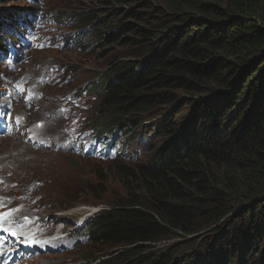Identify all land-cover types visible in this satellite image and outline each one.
<instances>
[{"label": "trees", "instance_id": "1", "mask_svg": "<svg viewBox=\"0 0 264 264\" xmlns=\"http://www.w3.org/2000/svg\"><path fill=\"white\" fill-rule=\"evenodd\" d=\"M154 1L161 4L159 21L171 27L154 37L159 28L148 25L150 16L128 11L107 41L123 39L122 47L136 49L98 82L110 113H157L159 147L146 166L122 170L142 188L94 218L90 242L127 249L114 257L120 264H264V198L244 205L245 196L235 195L264 193V0ZM91 20L97 18L80 22ZM152 40L155 49L136 57L137 48L146 51L139 42L150 47ZM177 91L184 105L194 102L183 123L167 110ZM200 103L208 107L193 110ZM213 131L222 138L206 137ZM241 214L242 224L233 226L231 218ZM206 224H220L221 233L204 250L193 251V244L158 250Z\"/></svg>", "mask_w": 264, "mask_h": 264}, {"label": "rangeland", "instance_id": "2", "mask_svg": "<svg viewBox=\"0 0 264 264\" xmlns=\"http://www.w3.org/2000/svg\"><path fill=\"white\" fill-rule=\"evenodd\" d=\"M45 4L46 10L42 15L39 35L35 39L39 45L38 52H34V56L32 53L28 61L21 64L22 72L9 81V87L6 89V92L8 90L9 92L0 99V109L6 111L10 117L24 112L25 117L30 120L28 122L30 125H35L37 121L46 123V137L43 141L48 142V145L31 143L26 137V130H22L24 139L14 135L6 140L5 135L0 141L2 171L0 211L2 213L14 212L12 208L18 205L22 209L18 218L9 217L5 221H0V264H34L30 263L33 255L21 251L19 247L21 240L8 241L6 238L7 231H4V228L9 229L13 224H17L26 234L37 228H44L43 234L66 233L69 235L38 245L36 249L45 244L42 249H50L51 253L52 251H57V253L41 255L36 262L41 259L48 264H85L91 258H95L100 253L98 245L89 240L83 241L79 237L83 234L73 232L76 228L72 229L71 226L77 223L78 218L91 212L83 211V208L93 210L111 207L115 209L121 200L128 198L129 190L142 188L139 182L134 183L131 179H126L122 175V170L132 172L137 167L146 166L153 151L159 147V137L153 135L154 127L158 124L155 116L157 113L154 110L138 114L135 118L136 122L129 127L126 125L127 119L115 118L107 114L105 109H103V115H100L101 110L98 107V111L93 114V123L98 125L102 122L107 125V128L119 127L120 134L123 136L122 141H125L135 153L124 156V161L121 162L74 158V156L63 154L53 144L58 133L55 132L56 117H51L50 114L53 113L49 110L52 107L54 110L59 104L58 98L63 92V86H66L68 90L83 89L87 83L94 82L106 71L111 70L112 64L120 61L127 62L129 54L134 52L136 47H122L120 43L122 44L123 39L120 42L107 41V35H111L112 32L116 33V28L126 23L128 11H140L146 13L147 18L150 16L148 25L155 24V27L159 28L156 29L159 33L153 35L154 37L159 38L161 34H165L164 32L171 26L159 21L158 9L161 8V4L154 0H45ZM30 8L31 6L23 0H2L0 15L4 12L7 15L16 16L19 11L25 12L24 10H30ZM88 15L94 16L97 21L91 20L88 24L78 21ZM64 17L67 19L73 17L75 23H69V26L60 28L61 19ZM140 25L149 28L146 24ZM69 31L85 34L84 38L89 39L85 47H90V49L73 53L72 50H68L67 45L60 51H53L58 41L61 40L59 35ZM120 34H122L121 31L116 36ZM131 38V36L124 37L125 40H131ZM156 43V40H152L148 47L146 41L139 42L141 48L146 47V51L143 52L137 48L139 52L136 57L142 59L148 49L151 53ZM32 46L35 48V42ZM24 66L28 68L23 71ZM68 95L69 93L67 100ZM184 95L183 92L177 91L174 98L170 100L171 105L167 106L168 111L173 109L171 116L175 123H183L194 107V102L191 104L185 102V105L181 102L184 101L182 100ZM78 101L82 103H73L85 105L91 100L85 98ZM91 102L94 103V101ZM198 105L193 110L196 109L199 112L208 107L205 103H200L197 109ZM214 105L217 106L219 103H214ZM128 113L131 114V112ZM59 178H62L63 182H54ZM135 178L139 179L136 175ZM85 189H88V192L84 191ZM260 190L264 192V182L260 184ZM12 193L16 194V197L12 198ZM54 193L56 196L53 195ZM235 195L245 196L239 200L242 201L239 204L244 205L248 201H258L264 198V193L259 196L257 192L247 195L240 191ZM41 198L43 204L40 202ZM23 215L32 218L30 224L23 225L21 222ZM243 216L241 214V216L232 217L233 226L241 225ZM205 220L201 218L199 224L206 223ZM220 224L215 226L206 224L202 231L199 230L193 236L181 237L167 244L162 242L160 247L174 245L175 248L193 244V251L204 250L211 236L221 233L215 232V228ZM229 236L224 237L229 240ZM173 252L175 257L178 256L179 252ZM111 260H107L105 264H120L119 261L109 263Z\"/></svg>", "mask_w": 264, "mask_h": 264}, {"label": "bare ground", "instance_id": "3", "mask_svg": "<svg viewBox=\"0 0 264 264\" xmlns=\"http://www.w3.org/2000/svg\"><path fill=\"white\" fill-rule=\"evenodd\" d=\"M2 0H0V2H1ZM81 6V5H80ZM25 12H27L28 14H31V13H29L27 10H24ZM21 12H23V11H19L18 12V14H20ZM2 17L6 20V21H8L10 18H12V15H7V14H5L4 12H2ZM15 19V21L16 22H19V15H17L16 17H13V20ZM15 26V25H14ZM25 25H23V24H20V25H18V26H15V27H13V29H16V28H19V29H21L22 31H21V33H20V35L18 36V39H19V43H20V45H19V47L17 48V50H19V51H21V47H22V44H24L23 42H21V40H20V38L23 36V34H24V32L25 31H27V29L26 28H22V27H24ZM26 27V26H25ZM28 33H26V35H25V37H24V39H23V41L24 42H26L27 41V39H28ZM6 37V36H5ZM74 38H76V37H72L71 38V40H73ZM8 39L10 40V37L8 36ZM81 40H84L83 41V43L81 44V45H76V46H72V45H68L67 46V48H68V50H72L73 51V53H75V52H77V51H79L80 49H83V47H85V45H87V43H88V41H89V39L88 38H83V37H78L77 38V41L79 42V41H81ZM40 43H42V41H40ZM77 44V43H76ZM26 65V64H25ZM5 68L7 69V72H8V74L9 75H11L12 74V72L15 70V69H18V70H22V66H21V63L20 62H10L9 64H7L6 66H5ZM28 67L27 66H24L23 67V71L24 70H26ZM2 71L0 70V80L4 77V75H5V73L6 72H3L2 74ZM57 86H59V84H57ZM0 89H2V87L0 88ZM0 92H1V90H0ZM130 113H122V114H118V115H115V118H118V119H131L132 117H130ZM127 116H128V118H127ZM159 125L157 124L155 127H154V132H155V129L158 127ZM23 128H24V130H26V131H32V129H33V126L32 125H30L29 123H27V122H24L23 123ZM110 130H112L113 132H114V128H111ZM45 133H46V124H43V126H41V136H43V135H45ZM31 134H32V132H31ZM14 135H16L17 137H20V138H22V139H24V135L22 134V133H15ZM206 137H212L213 139L214 138H216V137H219V138H222L221 136H219L216 132H211V133H209L208 135H206ZM37 139V138H36ZM38 140V139H37ZM118 147H124V145H122V144H119V146ZM118 147H116V149L118 148ZM13 148H16V147H13ZM12 148V149H13ZM18 148V147H17ZM12 149H10V152H12ZM18 151H19V148H18ZM12 161V160H11ZM0 172H1V168H0ZM54 182H56V180L54 181ZM1 187H2V181H1ZM1 189V188H0ZM42 195L44 196V193H42ZM53 195H55L56 196V194L54 193ZM52 195V196H53ZM42 199V198H41ZM1 209V208H0ZM0 213H2L1 211H0ZM17 213L19 214L20 213V211H17ZM23 221H27L28 223H31V218H30V216H28V215H25V217L22 219V223H23ZM10 229H12V230H14L12 233H15L16 234V232H18V233H21V234H23L24 236H25V234L26 233H24V231L22 230V228H20L17 224H13L10 228H9V230ZM37 232L38 233H40V234H43L44 233V228L43 229H39V228H37ZM67 235V234H66ZM26 245V244H25ZM28 249V251H29V254L30 255H33V257H37V249L35 248V247H29V248H27ZM36 249V250H35ZM64 249H65V246L62 248V250L64 251ZM52 253H57V251H52ZM51 253V254H52ZM60 254H61V252H60ZM40 261V262H39ZM36 264H48L47 262H41V259L40 260H38L37 262H36Z\"/></svg>", "mask_w": 264, "mask_h": 264}, {"label": "snow or ice", "instance_id": "4", "mask_svg": "<svg viewBox=\"0 0 264 264\" xmlns=\"http://www.w3.org/2000/svg\"><path fill=\"white\" fill-rule=\"evenodd\" d=\"M10 216H11V211H9V212H4V213H0V221H5V220H7ZM4 231H9V229L4 228ZM13 234H15V233H13Z\"/></svg>", "mask_w": 264, "mask_h": 264}]
</instances>
